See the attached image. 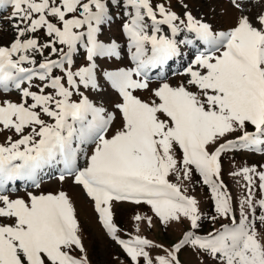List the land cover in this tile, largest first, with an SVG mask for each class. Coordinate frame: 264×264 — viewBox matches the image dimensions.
Listing matches in <instances>:
<instances>
[{
    "label": "snow or ice",
    "instance_id": "1",
    "mask_svg": "<svg viewBox=\"0 0 264 264\" xmlns=\"http://www.w3.org/2000/svg\"><path fill=\"white\" fill-rule=\"evenodd\" d=\"M179 2L183 15L154 0H0V10L12 8L13 29L0 44V134L19 137L0 143V264H91L68 192L11 195L17 181L39 188L51 168L62 183L83 187L133 264H183L186 247L216 264H264V166L230 173L245 181L239 218L222 179L224 154L264 155V0H228L238 15L225 30ZM117 19L124 44L104 38ZM197 42L203 48L184 70L186 82L152 88L150 71ZM193 170L211 190L215 215L205 217L196 197L169 179L190 180ZM123 202L150 206L165 227H189L170 248L141 235L123 239L114 222ZM205 218L230 223L201 235ZM156 248L164 254L153 257Z\"/></svg>",
    "mask_w": 264,
    "mask_h": 264
},
{
    "label": "rangeland",
    "instance_id": "2",
    "mask_svg": "<svg viewBox=\"0 0 264 264\" xmlns=\"http://www.w3.org/2000/svg\"><path fill=\"white\" fill-rule=\"evenodd\" d=\"M165 1L171 4L173 10L183 15L184 9L180 6L179 0ZM184 2L189 5V10L192 11L194 16L210 23L214 29L225 30L233 26L235 17L238 15V13L232 9L228 0H184ZM225 2L228 3L227 8L224 7ZM249 6L251 7V5ZM258 10L259 9L257 8H252L253 13ZM10 14V8L6 11L0 12V44H7L13 38L11 22L7 19ZM113 26L117 28L116 23H114L111 27ZM41 35L43 34L41 33ZM105 37L108 38L107 35ZM189 53L190 52L185 53L186 57H189ZM45 55H47V51L45 52ZM40 59L41 57L37 56V60ZM191 60H189V63ZM124 64H129L127 56L124 58ZM183 73L184 70L166 78H158L155 80L151 78V87L156 88L163 82H168L173 86L186 82L188 77ZM36 83H39V81H36ZM114 94L116 93L109 89L108 94L104 97L109 108L112 107V100L116 98ZM136 94L141 96L143 99H151L149 92H137ZM11 98L13 100L18 99L15 93L11 94ZM117 116L119 117V113H117ZM121 123L122 122L117 119L113 125V129L110 130L109 135H112V132L119 127ZM250 128L251 127H249V129ZM8 135L15 137V134L10 132H5L3 137L6 138ZM0 139H2L1 134ZM4 139H2V141H4ZM222 165V179L227 185V190L232 195L233 205L236 209L237 217L239 218V200L246 194L243 187L245 181L242 177L231 176L230 173L233 170L244 166L255 165L258 169H260L261 166H264V155L248 151L230 152L222 156ZM169 179L173 182L182 183L183 186L187 188L188 194L196 197V199L200 202V210L205 217L215 215L211 190L208 186L202 183V177H200L195 170H193L190 180H184L183 176H181V180L177 181L175 175L170 176ZM258 183L259 181L257 180V185ZM80 189H82L81 186L74 185L71 179H67L63 183L59 179H52L43 183L39 189L35 191V194L38 192L56 193L61 190L69 193L77 209L78 218L83 229L84 244L88 250V256L91 264H133L131 258L127 256L123 248L107 234L106 229L103 228L102 224L97 219L96 213L90 203V200L86 197L85 191H81ZM21 194L26 193L22 192ZM11 195L13 198L21 196L19 192L11 193ZM256 196L257 198L261 196V192L258 189L256 191ZM23 197L27 198L26 195ZM257 211L259 212V209H257ZM114 213V222L120 229L118 234L121 238L129 239L135 235H141L153 240L157 244L164 245L165 248H170L171 244L179 242L182 238L183 232L189 227L187 221L182 224L174 223L165 227L161 221L154 216L150 206L145 204L135 205L128 202L119 203L116 204ZM136 214L153 216V225L149 227L146 221H135L134 216ZM223 223H230V221L223 219L213 223L211 220L205 218L201 222L198 234H207L214 228H220ZM137 226H139V232H137ZM151 254L153 257L162 255L164 254V249H152ZM180 259L183 264H216L210 256L204 254L197 255L196 252L187 247L180 253ZM141 264H143V259H141Z\"/></svg>",
    "mask_w": 264,
    "mask_h": 264
},
{
    "label": "bare ground",
    "instance_id": "3",
    "mask_svg": "<svg viewBox=\"0 0 264 264\" xmlns=\"http://www.w3.org/2000/svg\"><path fill=\"white\" fill-rule=\"evenodd\" d=\"M224 7L227 8L228 7V3L225 2L224 3Z\"/></svg>",
    "mask_w": 264,
    "mask_h": 264
}]
</instances>
